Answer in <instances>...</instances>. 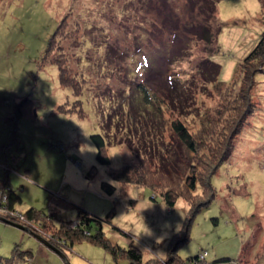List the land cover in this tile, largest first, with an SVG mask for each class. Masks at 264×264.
Wrapping results in <instances>:
<instances>
[{"label":"rangeland","instance_id":"rangeland-1","mask_svg":"<svg viewBox=\"0 0 264 264\" xmlns=\"http://www.w3.org/2000/svg\"><path fill=\"white\" fill-rule=\"evenodd\" d=\"M204 4L205 0H0V177L19 191L18 211L56 208L55 224L71 221L64 224L72 230L78 225L76 206L85 208L103 219L106 238L122 248L132 244L143 260L153 258L160 264L177 238L183 240L176 249L182 259L198 255L206 264H264V70L256 75L251 94L256 108L235 136L231 156L213 176L216 196L195 215L187 234L190 205L184 199L168 208L157 190L145 186L117 184L110 195L100 186L109 178L96 160L91 135L106 139L112 167H139L140 149L152 157L153 170L176 171L180 149L171 122L177 119L200 133L202 115L212 116L218 104L217 82L232 81L237 64L264 28V0H220L214 12L205 11ZM133 5L149 14L139 20ZM64 17L67 40L60 43L66 50L49 51V57H62L68 73L77 76L76 94L59 83L57 65L43 59ZM201 26L214 31L213 49V44L199 39ZM174 78L181 83L175 98L168 91ZM134 88L149 89L143 91L148 97L156 92L164 100L161 104L167 107L162 106L161 118L151 106L140 104ZM77 97L83 117L60 110L61 105L71 109L74 101L79 104ZM25 98L31 100L30 109L23 104L22 116L16 118L14 106ZM171 98L183 108L174 106ZM130 108L142 121L126 118ZM90 166L97 170L87 179ZM49 200L54 204L48 208ZM27 229L0 221V256H9L18 245L32 252L31 261L19 264H129L125 257L115 261L87 241L71 247L63 242L62 251L50 231L39 232L65 261L31 234L37 232Z\"/></svg>","mask_w":264,"mask_h":264},{"label":"trees","instance_id":"trees-1","mask_svg":"<svg viewBox=\"0 0 264 264\" xmlns=\"http://www.w3.org/2000/svg\"><path fill=\"white\" fill-rule=\"evenodd\" d=\"M205 1L206 4L203 5V9L205 11L210 9L214 12L217 3L220 0ZM133 8L135 9L134 16L139 18V20L141 16L149 14L148 10H146V12L140 11L139 9L136 11L137 7L134 5ZM169 22L172 21L169 20ZM66 24V17H64L49 38L43 59L44 61L49 60L53 64L57 65L59 83L70 88L71 91L76 94L79 93L80 89L77 76L68 73L70 71L66 67L67 64L63 62L62 57L58 59H50L49 57V51L53 52L56 50V52L58 51L60 53L66 50L64 43H60V40L64 39V34L68 32L64 30ZM201 27L202 32L200 30V34L198 35L199 39L208 44H213V47L211 48L213 49L215 43L214 31H209L205 26ZM65 40H67V36L64 41ZM61 54L60 56H64ZM263 70L264 28L260 32L252 48L241 59V62L237 64L235 76L231 82L222 84L220 83L221 81L217 82L216 80H211L208 76L206 77L207 80H209V82H213L214 85L217 82L215 88L219 90L220 96L218 104L215 106V110H213L214 114L210 117L208 113H204L202 115V120L204 119L205 122L201 121L200 133L197 134L190 131L185 124L179 120L177 121V119L176 121L171 122L170 128L176 136L181 152L178 153L179 160H177L178 162L176 167L178 169L176 171L175 169L170 171L161 169L153 170L154 168L151 164L152 157L144 155L142 150L140 151L138 148L136 151V158L139 161V167L129 163L123 164L120 167H112L110 166V158L107 154L106 139L99 134L91 135L97 151L96 160L99 164L106 167L105 172L109 178L108 181H101L100 186L102 190L110 195L116 190L117 184H121L123 187L128 185L145 186L152 191L157 190L168 208H172L178 198L184 199L190 205L188 213L189 216H187L185 221V233L187 234L195 215L201 210V208L207 207L216 196V190L212 183L213 176L216 174V169L218 170L219 166L223 162H226L231 156L232 150L235 146V136L238 135L256 108L253 101H251V94L255 85L256 75L263 72ZM214 73V76L217 77L219 68L215 69ZM83 82L84 80H82V83ZM174 82L175 83H171V90H168L170 92V97L173 95V98L179 95L178 90L180 89L179 86H181V83L178 82L177 78H174ZM184 87H186V85H184ZM134 89H137L136 91H138L140 95V98H138L140 104L148 107L151 106L153 108V114L161 118L162 116H160V113L163 106L161 103H164V100H160L158 96H156L155 91L152 92H155L152 94V97H148L149 94H145L143 91L149 92V89L144 88L143 91L140 88ZM78 97L76 100H79V104L77 101H74L71 109H67L64 105H61L60 110L74 112L79 117H83L84 112L81 109V100ZM133 98L134 97H132V101L134 103ZM171 102L174 106L176 104L179 108H183L181 105L182 103L179 100L171 98ZM29 103H31V100H28V98L20 100L16 104L17 106H14L15 108H18V111L15 112L14 116H16V118L21 117L22 114L19 111L20 108L23 104L28 107L27 104ZM74 106H79L80 109H76V112L74 111ZM135 107L136 105H134V108ZM163 107L167 106L164 105ZM134 108H130L129 115H127L126 118L130 120L131 117L132 121L134 118L142 121L140 117H137L134 114L132 110ZM140 121L137 125L141 124ZM141 147L144 148L145 146L142 144ZM149 147H151V145H149ZM161 152L165 151L161 150ZM96 170L95 166H90L85 172V177L87 179H91V177L93 178ZM179 170H181L180 172L183 174L180 177L178 175ZM183 176H185V178ZM16 190L17 189L11 186L9 179L0 177V209H6V212H1L0 210V218H8L6 220L14 223H21L20 221L23 220L24 226L26 225L25 227L33 229V231L37 232V234L39 232L49 233L50 231L49 234L51 239H54L57 245L60 244V250L63 251L65 248L62 244L63 242H66L67 246L71 247L74 242L87 241L103 248L115 261L118 258L125 257L129 261V264H160L153 258L143 260L139 248L132 244H130L127 248H122L106 238L101 228L103 219L96 217L85 208L76 206V220L78 225L72 230H66V224H64L71 221H64L62 224L59 223L58 226L55 224L56 208L50 210L51 208L49 207H51V202L54 204L51 200H49V211L45 212L44 210L36 209L34 207H29L24 212L18 211L16 209V205L21 203L22 198L19 191ZM3 192L5 195L2 196H6L7 198L4 197L3 199L1 196ZM56 205L57 207L60 206L59 204ZM110 216L111 212L108 213L104 219L109 220ZM0 221L2 220L0 219ZM186 234L184 240H187L188 236ZM177 241L178 243L175 247L172 249L170 248L168 251L164 264H187V262L193 264H206L205 257L201 259L198 255L188 257L187 259L180 258L176 249L183 242V240L177 238ZM41 244L45 246L43 243ZM31 258L32 252L30 250H20L18 249V245H15L9 256H0V264H19V262H29L31 261ZM223 260L226 259H220V261Z\"/></svg>","mask_w":264,"mask_h":264},{"label":"water","instance_id":"water-1","mask_svg":"<svg viewBox=\"0 0 264 264\" xmlns=\"http://www.w3.org/2000/svg\"><path fill=\"white\" fill-rule=\"evenodd\" d=\"M2 221H4L5 223H8V224H11V225H14L24 231H29V229H27L25 226H22L20 224H17V223H14V222H11V221H8L6 219H3V218H0ZM32 232V231H31ZM30 232V233H31ZM38 241H40L41 243H43L44 245H46L49 249L55 251L56 253H58L65 261H66V257L65 255L60 251L58 250L57 248H55L54 246L50 245L47 241H45L42 237H40L38 234L36 233H31Z\"/></svg>","mask_w":264,"mask_h":264},{"label":"crops","instance_id":"crops-1","mask_svg":"<svg viewBox=\"0 0 264 264\" xmlns=\"http://www.w3.org/2000/svg\"><path fill=\"white\" fill-rule=\"evenodd\" d=\"M40 248H41V246H40Z\"/></svg>","mask_w":264,"mask_h":264},{"label":"built area","instance_id":"built-area-1","mask_svg":"<svg viewBox=\"0 0 264 264\" xmlns=\"http://www.w3.org/2000/svg\"><path fill=\"white\" fill-rule=\"evenodd\" d=\"M201 256V255H200Z\"/></svg>","mask_w":264,"mask_h":264}]
</instances>
